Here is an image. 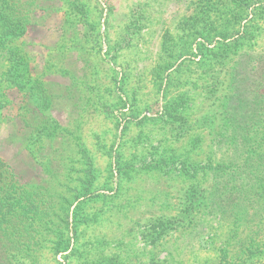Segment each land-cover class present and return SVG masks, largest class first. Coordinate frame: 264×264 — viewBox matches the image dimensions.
Masks as SVG:
<instances>
[{
	"label": "rangeland",
	"instance_id": "374dc122",
	"mask_svg": "<svg viewBox=\"0 0 264 264\" xmlns=\"http://www.w3.org/2000/svg\"><path fill=\"white\" fill-rule=\"evenodd\" d=\"M38 1L48 24L29 39L35 58L28 64L42 68L55 60L61 67L38 83L48 80L52 92L40 99L68 127L53 176L72 203L75 248L59 260L198 264L215 257L222 221L206 207L213 196L202 190L215 181L202 178L199 166L218 150L232 93L229 64L241 52L264 48V0H240L249 13L241 21L239 0ZM240 22L257 35L220 37ZM9 38L7 44H20ZM51 44L60 53L54 60ZM207 45L217 49L204 52ZM193 51L202 64L190 63ZM24 95L10 91L12 103L0 110V187L12 195H25L30 182L43 191L52 179L43 143L25 141L22 107L35 111L38 104ZM27 143L31 151L23 149ZM197 222L203 224L192 228ZM41 262L51 264V255Z\"/></svg>",
	"mask_w": 264,
	"mask_h": 264
},
{
	"label": "trees",
	"instance_id": "16d2710c",
	"mask_svg": "<svg viewBox=\"0 0 264 264\" xmlns=\"http://www.w3.org/2000/svg\"><path fill=\"white\" fill-rule=\"evenodd\" d=\"M247 3L239 0L235 4L240 14H244L236 17L239 21L249 14ZM45 10L38 0H21L14 4L0 0V110L12 103L10 91L18 90L25 94L24 99L33 94L38 104L35 111L27 103L22 107L25 141L34 137L43 143V149L51 157L46 161V169L49 176L52 174L43 191L33 190L35 184L32 182L25 189V195H12L9 189L2 193L0 187V264H42L48 254L51 264H63L59 256L75 248L70 223L72 203L58 190L59 176H53L59 168L56 156L66 148L64 131L68 127L60 125L53 110L49 111L40 99L43 91L52 92L48 80L38 83L42 77L54 76L62 70L53 59L59 53L52 51L56 44L47 45L54 63L44 60L42 68L38 64L33 67L28 64L29 56L35 58L32 53L35 42L29 39L34 40L38 36L35 31L48 24L45 15L40 14L47 12ZM239 25L233 33H222L220 37L257 35L253 31H243L241 22ZM9 37L18 38L20 44H7ZM206 41L211 42L210 39ZM215 47L207 45L204 52H214ZM199 50L205 58L207 55L202 48ZM189 55L193 57L191 64H202L196 56L198 52ZM229 68L232 93L226 101L224 123L216 140L218 150L209 162L199 166L203 170L202 178L207 176L215 181L212 189L202 190L205 194L211 193L209 198L213 196L206 207L222 221L217 234L221 243L215 257L197 263L264 264V48L239 53ZM64 70L72 74L70 69ZM30 74L35 75V83L30 84L31 92L26 88ZM28 145L23 149L31 151ZM40 147L38 145L37 149ZM205 214L204 211L203 218ZM202 224L197 222L192 228ZM216 241H213L215 245Z\"/></svg>",
	"mask_w": 264,
	"mask_h": 264
}]
</instances>
